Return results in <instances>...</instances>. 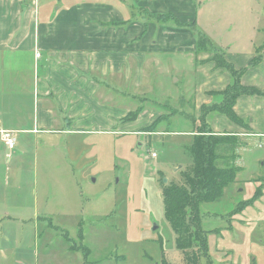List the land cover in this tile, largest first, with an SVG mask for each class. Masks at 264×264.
Returning <instances> with one entry per match:
<instances>
[{"label":"crops","instance_id":"0c3cea01","mask_svg":"<svg viewBox=\"0 0 264 264\" xmlns=\"http://www.w3.org/2000/svg\"><path fill=\"white\" fill-rule=\"evenodd\" d=\"M120 2L0 0V129L17 132L12 150L5 147L0 137V255L16 248L31 255L32 220L47 218L32 215V188L37 186L32 138L48 135L47 138L58 137L63 143L76 135L115 129L118 121L128 120L123 119L125 114L116 116V108L108 101L110 91L120 89L126 95L131 78H141L148 71L150 52L155 56H179L190 53L182 50L187 43L196 52L197 39L190 26L174 22L166 28L160 26L164 22L157 17L170 13L182 24L193 22L194 28L196 0ZM261 3L263 9L256 12L257 25H252L254 36L245 42H233L245 45L248 51L236 52L230 42L221 50L228 67L239 73L238 85L251 92L237 96L233 105L241 123L226 120L225 129L213 130L218 134L240 133L242 149L253 145L262 151L256 159L257 173L237 188V203L244 201L245 205L227 218L222 215L228 212L210 216L227 222L208 236V252L221 263L251 264L249 258L256 245L254 232L264 222V182L256 179L264 159V34L255 35L264 30V0H256L257 6ZM134 7L138 9L135 11ZM139 10L151 12L154 17L142 23ZM228 67L218 68L213 61L209 70L201 71L202 66L194 70L197 84H202L201 92L207 96L200 103L196 100L195 108L217 103L208 97L212 91L221 92L234 82L236 77ZM245 126L250 133H245ZM140 129L124 130L137 134ZM189 131L181 135L188 137ZM10 188L13 196L9 195ZM258 189L261 195L255 197ZM244 192L246 196L241 195ZM208 217L207 214L204 219ZM33 233L36 243L35 225ZM214 241L218 253L210 249ZM7 260L4 255L3 264ZM254 260L255 257L251 261Z\"/></svg>","mask_w":264,"mask_h":264},{"label":"rangeland","instance_id":"374dc122","mask_svg":"<svg viewBox=\"0 0 264 264\" xmlns=\"http://www.w3.org/2000/svg\"><path fill=\"white\" fill-rule=\"evenodd\" d=\"M106 1L121 4V0ZM196 4L194 28L193 22L182 24L170 13L159 17L164 22L160 26L168 28L174 22L190 26L194 38L198 40L201 34L210 46L194 52L195 48L191 46V51L187 43L182 50L190 53L179 56H155L150 52L148 71L141 78H131L126 95L120 89L110 91L108 101L116 108V116L140 109L136 119L118 121L113 130L76 135L63 143L58 137L47 138L48 135H41L38 140L32 138V164L37 173V186L32 188V215L47 218L32 220L31 255L21 248L10 249L11 253L0 255V264L4 263V255L8 259L6 264H161L163 258L169 264H182L175 235L164 218L159 184L179 180L177 175L191 162L185 147L190 139L181 134L200 126L204 120L198 124V119H194L203 112V106L195 108L196 100L200 103L206 96L201 92L202 84H197L194 70L199 66L203 67L201 71L209 70L211 60L219 59L215 52L221 54L228 42L236 52L248 51L245 45L233 42H245L254 36L256 12L263 9L262 3L256 5V0H196ZM138 13L142 23L154 17L148 11ZM257 34H264V30L256 31ZM219 93L212 91L208 97L218 102L223 98ZM213 113L204 120L211 131L225 129L229 119L219 112ZM160 114L163 116L158 131L171 133L149 138L142 132L124 130L140 129ZM240 147L235 162L241 168L235 178L237 184L226 188L219 201L203 206L204 211L229 213L240 199L237 188L257 173L256 159L262 151L253 145ZM13 194L10 188L9 195ZM203 223L209 230H221L227 224L210 216L203 218ZM253 239L255 252L249 262L264 264V222L255 230ZM212 244L211 251L218 253L215 241ZM210 257V264H231ZM254 257L256 260L251 261Z\"/></svg>","mask_w":264,"mask_h":264},{"label":"trees","instance_id":"16d2710c","mask_svg":"<svg viewBox=\"0 0 264 264\" xmlns=\"http://www.w3.org/2000/svg\"><path fill=\"white\" fill-rule=\"evenodd\" d=\"M160 15H157L159 18ZM180 26H184L177 23ZM203 35H198L196 44V52L207 49L209 42ZM202 43V44H201ZM219 59H212L216 67H228L219 52H215ZM229 72L234 77L225 90L219 91L223 98L217 103L204 104L202 115L199 114L198 124L201 120H205V116L210 112L223 113L231 122L235 124L241 123L234 112L233 105L237 96L250 93L238 85V78L233 73L232 68ZM134 111L128 113L123 119L134 120L140 113ZM162 114L158 115L150 124L143 126L139 133H143L147 137L158 134V123ZM200 126H196L189 131V144H186V154L190 157V164L178 174L179 180H168L167 183L160 182L163 204V214L170 228L175 235V247L181 255L182 264H210L208 236L210 232L219 231L218 229L209 230L203 226V218L208 214L212 216V212L204 211L203 206L219 201L225 194L228 187H232L235 183L237 173L241 170L235 164L237 157V149L244 144L240 133H222L218 134L211 131L206 121ZM206 127V128H205ZM245 133H250V129L245 126ZM166 133H171L164 130ZM161 173V177H163ZM257 181L264 182V159L261 160V172L256 177ZM260 193V194H259ZM261 195V189L255 193V197ZM247 204V202H246ZM245 205L244 201H239L227 215L229 217L241 206ZM217 213H213V215ZM206 260L208 262H206ZM161 264H169L164 258Z\"/></svg>","mask_w":264,"mask_h":264},{"label":"built area","instance_id":"2783aa9c","mask_svg":"<svg viewBox=\"0 0 264 264\" xmlns=\"http://www.w3.org/2000/svg\"><path fill=\"white\" fill-rule=\"evenodd\" d=\"M0 137L5 145V147L8 150H12L16 144L17 140V132L13 130H1L0 131ZM151 155H155V153H152Z\"/></svg>","mask_w":264,"mask_h":264},{"label":"water","instance_id":"95a60500","mask_svg":"<svg viewBox=\"0 0 264 264\" xmlns=\"http://www.w3.org/2000/svg\"><path fill=\"white\" fill-rule=\"evenodd\" d=\"M155 228H156V226H155Z\"/></svg>","mask_w":264,"mask_h":264}]
</instances>
